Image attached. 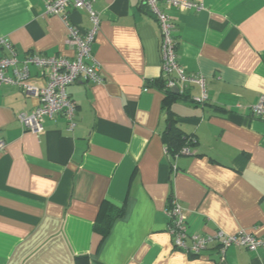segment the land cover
Instances as JSON below:
<instances>
[{"label": "crops", "instance_id": "obj_1", "mask_svg": "<svg viewBox=\"0 0 264 264\" xmlns=\"http://www.w3.org/2000/svg\"><path fill=\"white\" fill-rule=\"evenodd\" d=\"M46 1L0 0V36L20 60L73 55L65 23L44 14ZM196 1L201 10L165 11L178 62L205 78L203 103L193 100L196 84L171 90L169 102L153 84L162 75L160 31L142 0H93L100 26L92 51L105 80L67 87L72 130L60 113L44 118L39 134L25 129L17 114L38 98L0 85V264H264V248L231 245L220 262L214 243L188 253L167 231L173 196L188 233L264 236V119L250 112L264 95V0ZM68 13L80 29L90 26L84 9ZM8 54L0 46V57ZM28 71L32 85L45 83L43 68ZM171 123L197 141L191 153L166 150ZM107 203L123 212L101 237L95 225Z\"/></svg>", "mask_w": 264, "mask_h": 264}, {"label": "built area", "instance_id": "obj_2", "mask_svg": "<svg viewBox=\"0 0 264 264\" xmlns=\"http://www.w3.org/2000/svg\"><path fill=\"white\" fill-rule=\"evenodd\" d=\"M149 12L155 18L160 31L159 51L161 55L162 75L165 87L171 90L177 88L179 94L186 93L190 84L200 88V95L193 97L198 103L207 99L205 91V78L202 75H193L177 60L176 42L173 38L174 23L165 9L175 7L178 9L201 10L203 5L196 0H142ZM84 9L88 15L90 26L80 29L69 18L68 8ZM44 14L57 15L66 26V43L73 50V55H42L34 52L18 59L12 43L0 36V46L7 51V56L0 57V85L10 83L22 89L29 95L38 98V105L30 111L17 114L21 125L33 133L39 134L43 130L42 122L46 117L62 114L67 123V129L72 130L75 125V102L70 98L67 87L77 80L92 83H102L105 78L100 63L92 51L100 26L99 13L93 8V0H47ZM21 66H18V63ZM41 67L46 73V81L41 86L29 82L28 65ZM11 67L12 75L6 70ZM254 117L264 119V95L250 106ZM4 143L0 142V149ZM191 153L190 146H183L174 156ZM168 218L167 231L174 247L188 253L197 254L215 244L220 262L225 259V251L231 245L242 246L248 250L264 248V236H256L252 232L241 229L236 233H228L222 229H215L211 233H188L185 208L179 201L169 197V205L165 210Z\"/></svg>", "mask_w": 264, "mask_h": 264}, {"label": "trees", "instance_id": "obj_3", "mask_svg": "<svg viewBox=\"0 0 264 264\" xmlns=\"http://www.w3.org/2000/svg\"><path fill=\"white\" fill-rule=\"evenodd\" d=\"M153 84L159 89L163 90L165 94V102H169L175 96L169 88L165 87L163 79L158 78L153 81ZM163 142L165 143L166 150L174 155L183 146L194 145L197 141L191 135L183 134L182 130L178 126H176L174 123H171L169 128L163 134ZM107 207L108 209L105 216L103 217V220H101L100 224L95 225V230L99 232L101 237H105L107 235L114 219L123 212V207L116 206L113 203H107Z\"/></svg>", "mask_w": 264, "mask_h": 264}, {"label": "water", "instance_id": "obj_4", "mask_svg": "<svg viewBox=\"0 0 264 264\" xmlns=\"http://www.w3.org/2000/svg\"><path fill=\"white\" fill-rule=\"evenodd\" d=\"M171 90H172L174 93H177V88H176V87H172Z\"/></svg>", "mask_w": 264, "mask_h": 264}]
</instances>
